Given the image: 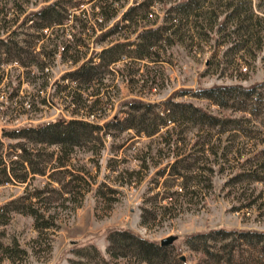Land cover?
I'll return each mask as SVG.
<instances>
[{"label": "rangeland", "instance_id": "obj_1", "mask_svg": "<svg viewBox=\"0 0 264 264\" xmlns=\"http://www.w3.org/2000/svg\"><path fill=\"white\" fill-rule=\"evenodd\" d=\"M54 1L66 21L37 28L28 17ZM111 1L0 0V244L25 250L17 264H148L109 251L110 235L129 230L160 246L174 238L155 264H264V237L234 233L264 232V0H227L243 5L246 18L254 14L252 37L234 22L199 34L190 19L145 58L136 56L139 34L166 26V9L178 0H154L153 18L138 24L122 20L136 0ZM116 44L123 57L93 80L70 75L90 60L100 64L99 53ZM239 85L259 87L223 105L201 92ZM133 100L161 115L169 100L193 104L225 124L168 122L148 136L126 128L147 125ZM72 120L116 124L68 145L14 132ZM34 210L49 220L45 229ZM222 230L229 233L193 238ZM0 264H12L1 250Z\"/></svg>", "mask_w": 264, "mask_h": 264}, {"label": "trees", "instance_id": "obj_2", "mask_svg": "<svg viewBox=\"0 0 264 264\" xmlns=\"http://www.w3.org/2000/svg\"><path fill=\"white\" fill-rule=\"evenodd\" d=\"M120 0H112L111 5H114L116 2ZM135 5L129 7V9L124 13L123 21L126 20L128 22H132L133 24H138L141 19L150 20L153 18V13H149V9L154 3V0H142L138 2L135 1ZM160 3L166 2L168 0H159ZM226 3V4H225ZM225 7L224 13L226 16L221 23H218V18L220 17L218 14L219 8ZM101 15L107 14L106 7H101ZM65 10L62 7L60 1H54L41 7L37 12H34L32 15L28 17L31 19V16H35L38 19V23L36 24L37 28L44 29L50 28L54 26H62L66 21V15L63 13ZM167 16L165 18V25L159 26L158 28H147L143 30L139 37L142 39L140 44H137L138 51L136 56L140 58H145L149 56V52L153 47L156 46L157 41L160 38L165 37V33L168 39L173 40L171 35L176 34L178 31L182 30L183 27L188 25L190 19L194 20V27L197 33L200 34V29H204L207 25L210 29L218 27L219 30H225L226 27L231 24L230 22H234L240 28H243V33L249 34L251 37L254 33L255 26H258L255 23V19L253 21V15H250L246 18L243 14L245 12V8L243 5L233 6L232 3H228L227 0H178L171 2L170 6L166 9ZM4 16L7 14V11H2ZM20 13H23V10H20ZM246 13V12H245ZM153 15V16H151ZM172 15V16H171ZM109 16V15H108ZM113 16L110 15L111 19ZM33 20V19H32ZM249 21L248 25L247 22ZM34 22V20H33ZM102 22V21H101ZM260 22V21H259ZM120 24V22L116 23V27ZM261 26V25H260ZM238 27V29H239ZM173 33V34H169ZM4 41L0 39V45H2ZM133 45L135 42H129ZM124 44H116L110 48L104 49L99 53L101 58V63L97 66L93 64V61L90 60L85 62L77 71L72 72L70 75L74 76L76 79H83V81H91L94 79V76L97 75L98 70L102 67H105L107 63H115L121 60L123 57V52L118 49L120 46ZM65 50V48L63 47ZM259 86L252 87H243V86H218L212 89H204L202 90V96L206 98H212L218 104H224L227 97L233 96L234 94L238 96H250ZM130 103L131 108L141 113V122L140 125H145V128H141L140 126H134L133 124H126V128H138V132L147 133L148 136H153L160 132V130L168 125V122L180 124V123H193L197 124H209L210 126L216 125H224V120L220 119L217 116L210 114L209 112L203 110L200 107L194 106L193 104H174L171 100L166 102L170 107H168L167 113L161 115L160 113L154 112V105L141 102L138 100H133ZM135 113V112H134ZM150 114H154L155 117L151 120ZM116 121L111 120L105 124V126H100L98 124H93L90 122L82 121V120H72L67 125L64 123H47L40 127L34 126H26L19 130L14 131L16 134H19L21 137L30 138L36 137V141L40 143H49V144H76L79 141L86 139L88 136L97 133L100 135L105 128H110L115 125ZM66 126V127H65ZM6 133V132H5ZM27 162L28 160L25 159ZM29 162V161H28ZM35 174H44L43 171H36ZM4 174L8 176V171L5 169ZM28 174V172H27ZM27 174L24 177L17 176L20 183L26 182ZM80 180V179H79ZM82 180V179H81ZM34 209V208H33ZM34 216L36 218V226L38 229H45L43 223L49 222L46 219L45 215L39 214L36 210H34ZM48 219L52 220L53 217H49ZM42 220V222H41ZM49 225V224H48ZM222 233H229L227 231H213L211 233H202L195 235L193 238H206L211 235H219ZM240 235V238H252L255 237L257 239H261L264 237V232L259 231H236L234 232ZM109 240L112 243L110 248V252L115 258L119 257H128L132 256L133 258L146 262L148 264H155V261L159 258L165 256V247L168 245H159L156 242L149 241L138 234L129 231V230H120L112 233L109 237ZM254 243V242H253ZM0 250L4 257L8 258L12 264H17V257L22 254H25V250L19 248L16 245L14 248L12 246H4L0 244ZM164 253V254H163ZM103 261L104 257H102ZM259 262H254V264H258ZM263 263V262H260ZM106 264V262H105ZM108 264V263H107ZM215 264H220L219 260L215 262Z\"/></svg>", "mask_w": 264, "mask_h": 264}, {"label": "water", "instance_id": "obj_3", "mask_svg": "<svg viewBox=\"0 0 264 264\" xmlns=\"http://www.w3.org/2000/svg\"><path fill=\"white\" fill-rule=\"evenodd\" d=\"M174 240L173 237L165 238L161 241V245H169ZM182 260H185L184 257L181 258Z\"/></svg>", "mask_w": 264, "mask_h": 264}, {"label": "built area", "instance_id": "obj_4", "mask_svg": "<svg viewBox=\"0 0 264 264\" xmlns=\"http://www.w3.org/2000/svg\"><path fill=\"white\" fill-rule=\"evenodd\" d=\"M151 16H153V15H151Z\"/></svg>", "mask_w": 264, "mask_h": 264}]
</instances>
